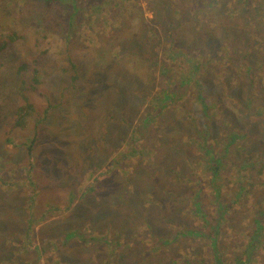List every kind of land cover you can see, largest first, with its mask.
<instances>
[{
	"label": "rangeland",
	"instance_id": "374dc122",
	"mask_svg": "<svg viewBox=\"0 0 264 264\" xmlns=\"http://www.w3.org/2000/svg\"><path fill=\"white\" fill-rule=\"evenodd\" d=\"M72 1L0 0V264H63L64 254L79 264H118L119 256L125 264H188L180 262L186 255L215 264L218 252L229 264L254 231L262 242L250 264H264V31L261 43L249 40L264 29V0H250L259 4L254 13L240 0L230 7L224 0H169L170 14L159 18L152 8L165 0H133L141 11ZM174 42L177 55L170 56ZM195 58L203 68L194 71ZM162 64L172 78L161 75ZM21 74H30L34 87L26 99L16 92ZM165 78L183 97L158 116L149 100ZM204 78L219 100L214 119H206L214 127L208 145L222 154L227 133H238L221 156L218 185L196 160L201 129L193 97ZM250 87L255 99L247 109ZM21 106L25 123L18 127ZM27 136L39 139L31 155ZM190 174L200 176L199 204L219 235L157 247L176 227L211 231L194 211ZM47 209V218L36 216ZM74 229L92 240H58Z\"/></svg>",
	"mask_w": 264,
	"mask_h": 264
},
{
	"label": "trees",
	"instance_id": "16d2710c",
	"mask_svg": "<svg viewBox=\"0 0 264 264\" xmlns=\"http://www.w3.org/2000/svg\"><path fill=\"white\" fill-rule=\"evenodd\" d=\"M23 1L25 0H18V3H23ZM43 1H49V0H43ZM66 2L72 3V0H65ZM166 2L163 4L162 6V10L165 14H170L169 12H167L168 7H169V0H165ZM197 2H199L200 0H196ZM226 3L230 2L229 7L231 5H235L238 3L239 0H224ZM97 4L99 3V7H101V3L102 0H96L95 1ZM103 2L105 4L110 5V8L114 9L115 6H126L127 3L129 5H134L135 9L137 8L139 11H141V7L139 6V4H135L133 3V0H103ZM112 2V3H110ZM240 2H242L241 7L245 8L246 11H250L252 13H254L257 10V6L259 5L258 3H250V0H240ZM243 5V6H242ZM10 6H12V3L10 4ZM229 7L227 8V10H229ZM119 9V8H118ZM75 10V8L72 9V12ZM71 12V13H72ZM199 14L201 15H206L205 13V9H199ZM155 14V13H154ZM261 14L262 11L259 9L258 10V17L261 18ZM157 18H159V14L157 13L156 15ZM264 18V16L262 17ZM150 20H153V18H151ZM57 22H59V18L57 17L56 19ZM264 21V20H263ZM260 22V20H259ZM181 23V20H177L176 19V23H175V27H178L179 24ZM149 29L153 32L156 33V30L151 26L148 25ZM260 31H264V29H257L253 34V37L250 38L249 40H253V42L250 45H257L258 43H261L260 38ZM17 35L16 33L13 34L12 37H10V39L15 38ZM157 42H160L159 39H157ZM175 43L172 44V46L169 47V55L170 53L173 56V54L177 55L175 52H172L175 48ZM262 45V44H261ZM199 49L193 48L192 51H198ZM183 49H181V53H182ZM199 52V51H198ZM179 53V54H181ZM157 62V58H155V62L153 61L152 64L156 65L155 63ZM261 63V68L264 69V61H260ZM260 67V66H259ZM192 68L195 70H198L200 68H203V64L197 61V58L194 59V62L192 63ZM21 69H19L18 67V72ZM201 72L204 74V71L201 70ZM39 74V73H38ZM38 74H36V80L38 79ZM30 75V74H28ZM27 74H21L19 75L16 80H15V87H16V92H18V94L20 95V97L23 98H27L26 95V91L30 90L31 87L29 85V77ZM32 75V74H31ZM161 75H165L166 77H169L171 75V78L174 76V72L171 71L170 67L162 64L161 65ZM167 78L164 79L163 82L159 83V88H161V90H159L155 95H152L149 103H150V108L148 110H150L151 108H154L157 111V115L160 116L162 114H164L166 112V110L169 108V105L173 102H177V100L182 96V94L177 93L178 88L172 87V85L166 83ZM198 86L200 88V91L197 92L196 94H194V100L195 102L199 103V108L198 110L193 111L192 113L196 114L198 116V118L200 119V129L201 132H199V135L197 134V148L199 150L202 151V154L196 158V160L198 162H200L202 164V171H205L208 169L211 170V175L214 176L213 180L215 181V184H219L216 182V179H218L220 177V173L222 174L223 172V162L221 159H224V157H226V151L229 147H231L234 142L236 137L238 136V133H236V131H231V133L229 134V132L227 133V138H226V142L224 143V147H225V151L222 152L219 150L213 151V149L215 148L212 145H208V142H210V138H208L207 136H210L213 134V123H211V120H206V119H214V115L216 113V111H214L213 107L214 105L219 101L218 98L213 97V95L208 91L209 85L210 83L208 82L207 78H204L203 80H198ZM250 82H252V80H250ZM184 83H180V85H182ZM247 99H249L248 103H243V105L245 106V108H250L251 106V100L255 99V96L253 95L252 92V88L250 87L249 89V95L246 97ZM183 99V98H182ZM154 103H156V105H154ZM24 108L25 107H19L17 109V115H19V121L16 123V125L18 127H21L25 121L21 120L20 116H24ZM27 108V107H26ZM21 112L22 115H21ZM189 113V111L187 110V114ZM26 114H29V112H26ZM153 123V119L152 118H146L145 119V125L146 126H150ZM203 123H208L210 125V130L207 129L206 125H204ZM242 136V135H241ZM229 137V138H228ZM27 138H29V136H27ZM29 141H26L24 144L26 151L29 155H31L33 153L34 147H35V142L38 143L39 139L36 136H32L31 138L28 139ZM29 142V143H28ZM40 143V142H39ZM218 154V155H216ZM191 164L193 165V169L196 170V172H199V168L196 166V161L190 160ZM35 161L33 160L30 164L32 165V167H35ZM31 175L33 177H31L32 181L37 182V178L35 177V175L31 172ZM186 181H190L192 183V195L190 198H194L197 197V202H196V206L194 211L198 212L199 215L201 216L200 218L203 220V224H208L211 227V231H203L200 229H190V228H183V227H176L171 233H170V237L169 238H159L155 241V244L157 247H162V246H167L171 243H178L182 238H185L187 236H194V237H203L206 239H212L213 236H218L219 235V229H217V223L216 220L213 219L211 217V215L208 214L207 211H204L202 209V207L200 206L199 202L201 200V184L202 181L200 179V176H197L196 174H190L188 179ZM34 185V183H32ZM30 188L32 189L33 192H28V204L30 205L33 198H34V189L36 188H32L30 186ZM86 190H90V187H88ZM44 191L43 188H39L38 189V194H42ZM217 197V196H215ZM219 198V197H218ZM224 203V202H223ZM225 204V203H224ZM28 209L30 210V206H27ZM55 209H58L59 206H54ZM29 210L26 211V223H27V228L30 227V224L33 222L31 220V214L28 212ZM49 209H47L46 211L43 210L41 211L38 215H36L37 217H41V219H45L48 216ZM255 231L254 233L250 236L251 239L248 240V242L243 246V251L241 253L240 256H235L234 260L232 263L229 264H250L251 263V258L253 256V253L256 251V247L258 244H261L262 240L260 238V234L259 236L255 235ZM87 235H90L89 237ZM26 236V235H25ZM79 236L81 238V240L85 241L87 239L92 240L93 236L87 232H80L79 234H77L74 230H67L64 233L63 238H59L58 240L61 239H71V238H77L79 239ZM58 240H56L55 242H52L51 245L52 247H56L58 248ZM214 240V239H213ZM43 242V248H45L46 246V240L42 239ZM48 246V244H47ZM212 247L217 246L216 241H212L211 243ZM49 247V246H48ZM125 248H127L126 250L129 251L127 245L124 246ZM215 255V264H224L223 261L220 259L219 257V252ZM60 261L63 260L64 263L63 264H79L80 261L76 259L75 256H68L67 254H64L60 257L59 259ZM116 261H118V264H125L124 259L121 258L120 256L117 257ZM180 262L183 263H188V264H208L207 262V258H193L192 260L188 259V256L186 255L185 257H182ZM228 264V263H227Z\"/></svg>",
	"mask_w": 264,
	"mask_h": 264
},
{
	"label": "flooded vegetation",
	"instance_id": "af4514ba",
	"mask_svg": "<svg viewBox=\"0 0 264 264\" xmlns=\"http://www.w3.org/2000/svg\"><path fill=\"white\" fill-rule=\"evenodd\" d=\"M156 9H157V12H156V10L154 9V8H152V12L153 13H158V14H160V15H164L165 13L163 12V10H162V8H158V7H156ZM166 16L168 15V14H165Z\"/></svg>",
	"mask_w": 264,
	"mask_h": 264
},
{
	"label": "clouds",
	"instance_id": "9594fccd",
	"mask_svg": "<svg viewBox=\"0 0 264 264\" xmlns=\"http://www.w3.org/2000/svg\"><path fill=\"white\" fill-rule=\"evenodd\" d=\"M154 17H156V16H154Z\"/></svg>",
	"mask_w": 264,
	"mask_h": 264
}]
</instances>
